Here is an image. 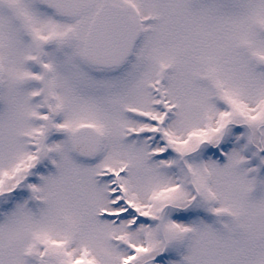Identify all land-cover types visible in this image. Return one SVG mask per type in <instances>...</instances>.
Wrapping results in <instances>:
<instances>
[{
    "label": "snow or ice",
    "instance_id": "obj_1",
    "mask_svg": "<svg viewBox=\"0 0 264 264\" xmlns=\"http://www.w3.org/2000/svg\"><path fill=\"white\" fill-rule=\"evenodd\" d=\"M0 264H264V0H0Z\"/></svg>",
    "mask_w": 264,
    "mask_h": 264
}]
</instances>
